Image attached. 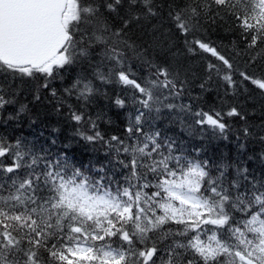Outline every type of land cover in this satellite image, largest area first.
<instances>
[{
	"label": "snow or ice",
	"instance_id": "6c2138e0",
	"mask_svg": "<svg viewBox=\"0 0 264 264\" xmlns=\"http://www.w3.org/2000/svg\"><path fill=\"white\" fill-rule=\"evenodd\" d=\"M254 94L264 0H0V264H264Z\"/></svg>",
	"mask_w": 264,
	"mask_h": 264
},
{
	"label": "trees",
	"instance_id": "16d2710c",
	"mask_svg": "<svg viewBox=\"0 0 264 264\" xmlns=\"http://www.w3.org/2000/svg\"><path fill=\"white\" fill-rule=\"evenodd\" d=\"M224 36H225V34L223 31H220L218 33L217 32L211 33V38L213 40H215L218 44L223 43L224 45H228L230 39H232V38L229 37L228 39H221ZM190 62L193 64V66H197V67L201 63V61L199 59H196V60L190 61ZM118 90L119 89H117V91ZM107 103L108 102L106 100H104L103 98H101V100L99 101L100 107H103L105 109V111L108 112L109 116H112V119L114 121V123H112L111 125H108V124L104 125V130L107 131L109 134H112V132L114 130L123 127L120 124V120L123 119V116L121 115L119 118H117L114 115L116 110L115 109H108L106 107ZM253 104L255 105V108L251 107V105H253ZM245 107L249 113H252L256 116V120H254L252 123L259 126L261 123V119H262V112H264V97H261L258 94H254L252 99L247 102ZM51 119H52L53 125L60 128V131H61L60 139L61 140H64L65 137H69L73 134V128L70 125V123L65 124L63 122V119L59 118V119H61V122L59 124H57L56 121L58 118L55 116H53ZM0 131H2V130H0ZM8 131L11 132V129H9ZM23 132L25 135H28V136L33 135V133L30 132L27 125H25ZM46 135H47V131H46ZM251 146L254 147L257 151L260 150V145H258V144H253ZM73 147L75 148L74 154L76 155V157L78 159L83 158L86 160L88 158V156L90 154V150L87 147L81 146L80 144H76V143H73ZM230 148H231V145H229L228 147H225V145L222 142H215L209 146L210 152H215L217 154H219L221 151L227 152ZM253 167L259 168L260 167L259 162L257 161L256 163H254Z\"/></svg>",
	"mask_w": 264,
	"mask_h": 264
},
{
	"label": "bare ground",
	"instance_id": "6f19581e",
	"mask_svg": "<svg viewBox=\"0 0 264 264\" xmlns=\"http://www.w3.org/2000/svg\"><path fill=\"white\" fill-rule=\"evenodd\" d=\"M225 34V33H224ZM112 132V131H111Z\"/></svg>",
	"mask_w": 264,
	"mask_h": 264
}]
</instances>
